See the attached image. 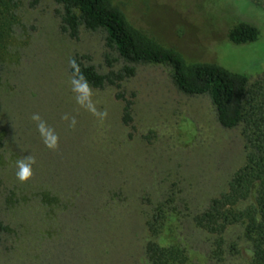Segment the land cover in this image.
Here are the masks:
<instances>
[{
	"label": "rangeland",
	"instance_id": "1",
	"mask_svg": "<svg viewBox=\"0 0 264 264\" xmlns=\"http://www.w3.org/2000/svg\"><path fill=\"white\" fill-rule=\"evenodd\" d=\"M119 2L158 42L190 62L247 76L251 103L264 99V0ZM61 11L56 0H0V264H146L151 240L179 244L184 264H249L241 228L229 227L218 260L214 236L193 220L244 165L243 125L222 127L210 96L180 92L169 65L123 60L103 29L82 27L70 39ZM241 24L258 29V38L232 43L228 33ZM75 55L103 75L134 69L120 90L93 88L97 108L108 113L103 121L76 103ZM118 91L132 102L129 126ZM33 113L55 129L58 150L45 147ZM66 113L75 129L61 119ZM29 155L34 176L21 183L16 162ZM158 206L167 222L152 238L145 225Z\"/></svg>",
	"mask_w": 264,
	"mask_h": 264
},
{
	"label": "trees",
	"instance_id": "2",
	"mask_svg": "<svg viewBox=\"0 0 264 264\" xmlns=\"http://www.w3.org/2000/svg\"><path fill=\"white\" fill-rule=\"evenodd\" d=\"M61 6L60 29L70 39L77 40L80 29L106 32V46L114 49L129 63L166 64L172 69V80L185 95L210 96L218 123L224 128L243 125L246 160L228 183V190L212 199L202 213L194 217L195 227L214 236L213 256L222 260L224 236L229 227L241 228L242 240L251 250L249 264H264V99L254 105L247 97L248 77L231 73L206 62H190L184 55L167 47L135 26L122 10L119 0H56ZM259 31L241 24L228 33L235 44L255 41ZM76 62L94 89L105 85L121 88V82L134 75V69L124 67L103 75L91 65L84 64L86 56L75 55ZM110 64L109 61H107ZM70 67V72L72 73ZM116 98L124 102L121 121L133 122L132 102L123 93ZM247 203L244 207L240 204ZM167 217L158 206L146 223L152 238L161 236ZM234 249V246L232 247ZM146 264H184L188 258L179 244L161 245L148 241L144 247Z\"/></svg>",
	"mask_w": 264,
	"mask_h": 264
},
{
	"label": "clouds",
	"instance_id": "3",
	"mask_svg": "<svg viewBox=\"0 0 264 264\" xmlns=\"http://www.w3.org/2000/svg\"><path fill=\"white\" fill-rule=\"evenodd\" d=\"M70 67L72 68L71 86L72 91L75 94L76 103L91 113L93 116L103 121L107 118L108 113L106 110H99L96 102L93 100V88L89 84L87 78L84 76L80 69L79 64L75 58L70 59ZM32 121L36 123V129L46 148L52 151H56L59 148V135L55 129L48 125V123L38 114L33 113L31 116ZM64 121H69L68 126L75 129L77 120L75 116H69L64 114L61 117ZM36 163L35 157L29 155L27 157H21L17 162L16 177L21 183L29 182L33 176V165Z\"/></svg>",
	"mask_w": 264,
	"mask_h": 264
}]
</instances>
